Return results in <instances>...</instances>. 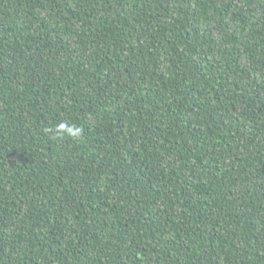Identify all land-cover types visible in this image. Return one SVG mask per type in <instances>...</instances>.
Instances as JSON below:
<instances>
[{"label": "trees", "instance_id": "1", "mask_svg": "<svg viewBox=\"0 0 264 264\" xmlns=\"http://www.w3.org/2000/svg\"><path fill=\"white\" fill-rule=\"evenodd\" d=\"M0 264H264V0H0Z\"/></svg>", "mask_w": 264, "mask_h": 264}, {"label": "clouds", "instance_id": "2", "mask_svg": "<svg viewBox=\"0 0 264 264\" xmlns=\"http://www.w3.org/2000/svg\"><path fill=\"white\" fill-rule=\"evenodd\" d=\"M46 132H55L59 137H68L74 140H79L83 136L84 129L75 124L61 122L53 128L45 129Z\"/></svg>", "mask_w": 264, "mask_h": 264}]
</instances>
